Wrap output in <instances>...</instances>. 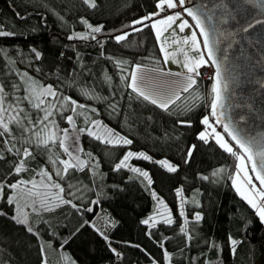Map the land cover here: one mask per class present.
Instances as JSON below:
<instances>
[{
  "label": "trees",
  "instance_id": "trees-1",
  "mask_svg": "<svg viewBox=\"0 0 264 264\" xmlns=\"http://www.w3.org/2000/svg\"><path fill=\"white\" fill-rule=\"evenodd\" d=\"M91 1L95 7L85 0H0V32L10 33L0 35L6 100L34 120V89L50 86L61 100L60 127L71 116L83 129L86 163L66 173L60 167L62 202L31 210L26 226L13 219L8 185L50 171L46 158L58 145L33 147L18 174L17 148H0V264H264V221L232 185L237 159L211 138H198L202 118L214 122L212 78H196L167 110L144 100L129 86L133 69L165 65L152 19L134 22L159 13L158 0ZM120 35L126 38L117 41ZM97 121L131 143L110 145L87 134ZM127 151L149 157L131 163L147 172L150 185L117 167ZM161 159L176 170H165ZM151 190L170 209V224L143 223L155 211Z\"/></svg>",
  "mask_w": 264,
  "mask_h": 264
},
{
  "label": "rangeland",
  "instance_id": "rangeland-1",
  "mask_svg": "<svg viewBox=\"0 0 264 264\" xmlns=\"http://www.w3.org/2000/svg\"><path fill=\"white\" fill-rule=\"evenodd\" d=\"M89 2L91 3L92 1L89 0ZM188 21L190 20L188 19ZM194 31L196 32V35H198L197 30L195 29ZM179 33H180V38L183 39L185 37V33L180 32V31ZM190 36L191 35H188L187 37H190ZM164 47L167 49L168 53H172L174 50H176L175 56H170L168 61L166 62L167 69L173 71L172 73H170L168 70H167L168 72L162 71L163 69H161L160 67L152 68V67L139 66L140 70H137V67L135 68L136 70L134 69L137 75L138 87L142 91H145L147 94L152 96L154 99H157L159 102H167L169 100L175 101L177 99L176 98L177 94H179L180 96L179 89L181 88L183 89L184 87V83L186 82L185 77L188 75H193V77L197 76V75L188 73L187 69L182 66L184 63V57H183V54L179 51V45L175 38H170V40L164 45ZM181 48H183L185 51H188L189 57L199 56V53L194 52V51H189L190 44L189 45L184 44V46H182ZM202 52H203L204 60L207 62L206 63L207 65L203 66L202 64L198 68L199 72L202 67L209 65L207 57L205 55L204 48ZM32 87H37V86H32ZM40 87L41 88L37 87L34 89L35 96H36L34 106L40 101H43V103L40 104L39 108L35 107V112H36L35 119L32 121H36L38 118H43L45 115L44 110L50 111L52 114L48 118V120L44 121V124L39 125L36 129H34V131H40L41 129H44V131L41 132V136H45L49 132L55 133L56 142L49 143L48 145L57 144L58 147L56 149L55 148L52 149V152H51L52 155L50 157L51 161L48 160V158H46L47 159L46 164L50 168L49 169L50 171L43 169L41 171H38L36 177L32 178L31 180L23 181L25 183H19L21 181L16 182L15 184L19 183V187L16 189L10 188L9 192L7 193V196H6L7 200L9 201V197H12L13 199V202H12L13 208H14L13 219L15 217L14 220L16 221H25L22 224L26 226L29 225V213L31 210H44V209L46 210V209L54 208L55 206L59 205L62 202L61 192L59 191L58 188L53 186V185H58L56 181V177L58 175L57 173L60 171V167H61V170L64 171V165L61 164L60 161H68L72 165V167H69V168L81 169L85 167L86 165L85 160L82 159L80 156L81 151H82L80 136L82 132L76 128L73 120L71 123H69L67 119L69 116L66 117L65 119L66 127L64 129L60 127L59 118L57 114H58V111L61 110L60 109L61 100L59 99L56 100V96L48 93L47 90L50 88V86L46 85V86H40ZM51 92H52V89H51ZM5 103L6 105L9 103L13 104L14 106L16 105V103L9 102L6 99H5ZM8 115L15 116L16 112L10 111L9 113H7L6 119ZM20 116H21V113H20ZM205 117H208L209 123L215 128L216 132L219 133L223 137L224 141L228 142L230 146H233L229 142V140L223 135L222 131L218 129V127L212 121L210 116L205 115L202 118V120ZM24 123L28 127H31V125H28L27 120H25ZM45 125H47V128H45ZM203 126H204V129L202 132H204L208 138H211L212 140L216 142V139H213L214 137H211L213 136L211 134V129L207 128V126H205L204 124ZM9 127L12 130L13 136H15L17 139L13 140L12 137L5 134L3 137H0V148L4 149L5 146L7 145L10 146V144H12V146L15 145L14 146L15 148H22L21 149L22 151L24 147H27L32 152L33 147L37 146L33 132H29L25 134L27 138H30L32 140V142L23 143L20 140L21 131L16 127V125L12 123V124H9ZM64 130H67V132L65 133ZM0 131H2V129H0ZM86 133L91 135L94 138H97L101 142L107 143L110 145H119V144L121 145V144H124L123 140H125V138L114 133L111 129H109L108 127H106L99 121L94 122L92 126L86 131ZM5 139L9 140V143L7 145L4 144ZM61 140H63V147H61L60 145ZM40 146H43V145H40ZM64 148H67L68 152H65ZM233 150H234V147H233ZM69 153H71V155H69ZM128 153H132V156H130L126 161H124V157ZM132 159L149 160V157L143 152L127 151L125 155L123 156V158L121 159V161L119 162V165H121V162L124 161L123 165L121 166L122 168H127L131 171L132 169H136L137 171H133V172L142 176L147 182V184L150 185V178L148 174H147V177H145L142 174V173H147V172L132 165L131 163ZM156 162L167 171H169L168 166L175 168L174 165H172L169 161L165 159L156 160ZM239 163L240 161L237 160L235 174H237V172L239 171V169L237 168V165ZM245 164L247 166V175L251 177V180H252L251 185H255L256 191H253L252 189L248 188L249 184L247 180L244 181V187L248 195H250V198L255 199V202L257 203L258 206H262L259 203V199L261 198L258 196L257 193L264 192V190H262L259 187L258 183L254 180L251 174L250 168H249V162L247 160H245ZM42 172H46L48 176H51V180L48 179V176L41 175ZM169 172H172V171H169ZM244 175H245L244 172H240L239 175H237V177L243 178ZM29 181H35V187L33 186L32 183H28ZM3 191H2V196L4 195ZM151 194H152V197L155 203V211L151 216H149L146 219L148 221L147 225L150 226V225H154L158 223L170 224L172 222V214L170 212V209L167 207L165 202L154 193L153 190H151ZM0 197H1V192H0ZM254 210L256 211L257 209L255 208Z\"/></svg>",
  "mask_w": 264,
  "mask_h": 264
},
{
  "label": "water",
  "instance_id": "water-1",
  "mask_svg": "<svg viewBox=\"0 0 264 264\" xmlns=\"http://www.w3.org/2000/svg\"><path fill=\"white\" fill-rule=\"evenodd\" d=\"M186 9L200 16L209 34L215 63L208 59L206 49L205 53L220 93L214 122L234 145L224 125L242 136L255 137L259 144L264 140V23L247 32L242 28L248 21H264V0H251L250 4L244 0H185L180 11L195 25Z\"/></svg>",
  "mask_w": 264,
  "mask_h": 264
},
{
  "label": "snow or ice",
  "instance_id": "snow-or-ice-1",
  "mask_svg": "<svg viewBox=\"0 0 264 264\" xmlns=\"http://www.w3.org/2000/svg\"><path fill=\"white\" fill-rule=\"evenodd\" d=\"M86 3H89V0H85ZM245 3H251V0H244ZM185 5V0H158L157 3V8L160 9L161 11H164L165 8L168 9H173L176 7H184ZM90 7H95L94 3H89ZM187 11V15L190 16L192 18V20L195 21V27L200 29V35L204 37L203 40V45H204V49H206L208 51V59L209 60H213V63H215V60L213 58V52L212 49L209 47V34L208 32L205 31V27L204 24L200 18V16L193 12L190 9H186ZM159 15V13H152L147 17H144L142 20H138L135 21L134 23L137 24H142L144 20L147 19H152L153 16ZM181 19V16L179 13L175 14V15H170L167 16L166 18L158 21L159 24H166L169 27L171 26V24L175 23V21ZM257 23H264V21H260V20H255V21H248L242 28V31H249V29H252L255 27V24ZM89 27L91 28V26L89 25ZM152 27L155 29L156 28V24L154 23L152 25ZM185 27H191V25L188 24V21H183L180 25H179V29L181 32L184 31ZM137 31L141 30V29H136ZM92 31L94 32H99L101 31V28L96 27V28H92ZM0 35H10V33H5V32H0ZM157 39H160L161 36V32L157 31L156 33ZM81 39H84L86 37L81 36ZM126 38V35H120V36H116L115 39L117 41H122ZM71 39V37H70ZM175 42V41H173ZM167 43V40L164 41V44ZM183 44L185 45H189L190 44V48L189 51H194L199 53V56L197 57H189V53L188 51H185L183 48H180L179 51L183 54L184 57V63H183V67L187 69L188 73L194 74V75H200L198 68L202 65V64H206L207 62L204 60L203 57V52L200 49V42L197 40V36H196V32H192L190 37H186L183 41ZM164 44L161 45V52L165 53V62L168 61L170 56H175V51L174 50L172 53H168L167 49L164 47ZM139 69V65H137V70ZM217 77L219 76V72L216 73ZM131 83H130V87L132 88V90L134 92L137 93L138 96L143 97L144 100L150 101L152 104H156L159 107L163 108L164 110L168 109V106L170 103H173V100H169L167 102H159L157 99H154L152 96H150L149 94H147L145 91H142L138 85H137V75H136V71L134 70L133 73L131 74ZM186 83L184 84V87L182 89V91L184 92H188L189 89H191L193 87V85H195L196 80L194 79L193 75H188L185 77ZM48 93L51 95H55L54 93L51 92V89L49 88ZM213 92L216 94L212 103H211V108H212V115L216 116L217 115V101L220 99V93L218 91V89L214 86L213 87ZM7 94L4 92L3 88L0 87V129H2V131H0V137H3L5 134H7L8 136L12 137L13 140H16L17 138L15 136H13L12 134V130L9 127V124L14 123L16 125V127L21 131V136H20V140L23 143H31L32 140L30 138L26 137V133L29 132H33V135L35 137V142L37 143V146L43 145L45 148L48 147L49 143H55L56 142V136L55 133L53 132H49L47 135L45 136H41V132L44 131V129H41L40 131H34V129H36L39 125L44 124V121L48 120V118L51 116V112L44 110L45 111V115L43 118H38L36 121H32L27 113H25V115L23 117L20 116V113L24 112L23 108H20L17 105H13L11 103L7 104L5 103V99H6ZM177 99H179V94H177L176 96ZM25 99H28V97H25ZM67 99V98H66ZM31 102V101H30ZM43 101H40L39 103H37L35 105V107L39 108L40 104H42ZM73 104H75V101H72ZM81 107H83L81 105ZM74 110V109H73ZM10 111H14L16 112L15 116H11L8 115L7 119H6V114L9 113ZM69 123L72 122V117L69 116L68 118ZM27 120L28 121V125H31V127H28L24 121ZM202 123L207 126V128L211 129V134L214 136V138L216 139V143L220 145L221 148L224 149L225 152L231 154L235 159H237L238 161H240V163L237 165V168L239 169V171L237 172V175H239L240 172H244L245 174V179L247 180L248 184H252V180L251 177H249L247 175V166L245 164V160H247L248 162L252 163V168L251 171L256 173V179L260 182L261 186H264V140H261L259 142V144H257L256 142V138L255 137H246V136H242L240 134H237L233 131L229 130L228 125H224V131L226 133H228V135L231 137V140L235 142V146L240 150V154L237 153V151L233 150V146H230V144L226 141H224L223 137L216 132L215 128L209 123V119L208 117H205L202 120ZM45 128H47V125H45ZM65 133L67 132V130H64ZM81 131H83V129H81ZM91 134V133H90ZM200 140L204 141L205 143L208 142V137L207 135L202 132L199 134L198 137ZM9 143V140L5 139L4 140V144L7 145ZM124 144H130L131 141L130 140H123ZM60 145L61 147H63V140L60 141ZM15 145H13L14 147ZM12 148H8L7 151L12 152ZM65 152H68L67 148H64ZM17 156H22V159H20L15 168L14 171L18 174L25 169V162L27 161V159L29 157L32 156V152L29 150V148L24 147L23 151L21 153V150L19 148L16 149V153ZM191 153L189 152V155ZM69 155H71V153H69ZM130 156H132V153H128L125 157H124V161H126ZM259 156V159L257 160L256 157ZM147 158V157H145ZM0 159H4L3 155H0ZM124 161L121 162V165H117V167H121L124 163ZM61 164L64 165V171L65 173L67 172V169L69 167H72V165L68 162V161H60ZM169 167V171H175L176 169L168 166ZM261 169V171H257V169ZM132 171H137L136 169H132ZM218 171H223V169L218 170ZM59 175V172L57 173ZM145 177H147V173H142ZM218 172H214L213 175H217ZM41 175L44 176H48V174L46 172H42ZM48 179L51 180V176H48ZM205 179H207L205 177ZM19 183H25L23 181L19 182ZM19 183L18 184H12V185H8L9 188L11 189H16L19 187ZM28 183H32L33 186L35 187V181H29ZM235 184V181H234ZM54 187L58 188L60 192H63V189L60 188L59 185H53ZM3 190V186L0 185V192H2ZM252 190L256 191L255 189V185H252ZM237 191H240L239 188H237ZM258 196L261 199H264V192H258L257 193ZM245 199L248 200V203L250 205H252L253 208H256L261 220H264V206H258L257 203L255 202V199H249L247 196H245ZM10 204L13 202L12 197H9V201ZM66 203H70V201H65ZM88 211H91V208L88 209ZM15 219V217H14ZM196 219L199 220L200 216L197 215ZM19 223H24L25 221H18ZM143 223L147 224L148 221L145 220L143 221ZM29 231H32L31 228L28 229ZM236 242L233 241V244H235ZM234 250V249H233Z\"/></svg>",
  "mask_w": 264,
  "mask_h": 264
},
{
  "label": "crops",
  "instance_id": "crops-1",
  "mask_svg": "<svg viewBox=\"0 0 264 264\" xmlns=\"http://www.w3.org/2000/svg\"><path fill=\"white\" fill-rule=\"evenodd\" d=\"M179 6L178 7H176V8H173V9H168V8H166V9H168L169 11H170V13H168V14H163L162 13V11L161 10H159V16L157 15V16H153L152 17V21H151V27H152V25L155 23L156 24V28L154 29L153 27H152V29H153V32H154V34H155V37H156V39H157V36H156V33H157V31H159V32H161V36H160V39L158 40L157 39V42H158V46H159V49H160V51H161V45L162 44H164V41L165 40H167V42L170 40V38H175L176 39V41H177V43H178V45H179V49L182 47V46H184V44L182 43V41L188 36V35H191V33L195 30L194 29V27H193V25H192V23L190 22V21H188V19H186L187 17L183 14V12H181L179 9ZM177 13H179L180 14V16H181V19H179V20H177V21H175V23H173V24H171V26L169 27L168 25H166V24H159L158 23V21H160V20H162V19H164V18H166L167 16H170V15H175V14H177ZM188 21V24L189 25H191V27H185V29H184V31H183V33H185V37L183 38V39H181L180 38V33H179V31H180V29H179V25L183 22V21ZM181 32V31H180ZM195 32V31H194ZM187 35V36H186ZM197 36V40L200 42V49H201V51H203V48H204V45H203V41H202V39H201V37H200V35L198 34V35H196ZM165 45V44H164ZM204 51H205V49H204ZM161 55H162V59H163V63H164V65H165V68H163V70L162 71H169L170 73H172L173 71H171V70H169V69H167V65H166V62H165V55H164V53L163 52H161ZM204 65H207V64H203V66ZM136 68V67H135ZM134 68V69H135ZM134 69H133V71H134ZM136 70V69H135ZM138 70H140V69H138ZM133 71H132V73H133ZM167 71V72H168ZM131 73V74H132ZM199 76H196V77H194V79H196V78H198ZM130 83H131V79H130V81H129V85H130ZM186 83V82H185ZM184 83V84H185ZM132 89V88H131ZM179 93H180V95H182L183 93H184V91H182V88L181 89H179ZM182 93V94H181ZM211 137H214V136H211ZM213 139H215V138H213ZM237 178V179H236ZM243 180V181H242ZM234 181H235V184H234ZM244 181H246V179H245V175L243 176V178L242 177H237V174H235V176L233 177V180H232V185H233V187H234V189H235V191L237 192V194L249 205V206H251L252 207V205H250L249 203H248V200L247 199H245V196H247L249 199H251L250 198V195H248V193H247V191H246V189H245V187H244ZM237 188H239L240 189V191H237ZM253 208V207H252ZM253 209H255V208H253ZM256 212V214L258 215V217L260 218V215H259V213H258V211L256 210L255 211ZM261 219V218H260ZM262 221H264V220H262Z\"/></svg>",
  "mask_w": 264,
  "mask_h": 264
},
{
  "label": "built area",
  "instance_id": "built-area-1",
  "mask_svg": "<svg viewBox=\"0 0 264 264\" xmlns=\"http://www.w3.org/2000/svg\"><path fill=\"white\" fill-rule=\"evenodd\" d=\"M163 13L168 14L169 10L165 8ZM199 73H200V75H199L200 78L207 80V79L212 78L213 70H212L211 66H205V67L201 68ZM248 188L252 189V185L249 184ZM259 203H260V205L264 206V199H259Z\"/></svg>",
  "mask_w": 264,
  "mask_h": 264
}]
</instances>
